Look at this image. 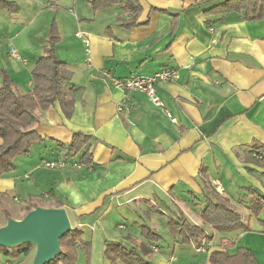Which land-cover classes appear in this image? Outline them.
<instances>
[{
	"label": "crops",
	"instance_id": "1",
	"mask_svg": "<svg viewBox=\"0 0 264 264\" xmlns=\"http://www.w3.org/2000/svg\"><path fill=\"white\" fill-rule=\"evenodd\" d=\"M11 1H19V13L0 17V62L7 66L0 71L28 92L31 71L54 30L60 37L56 54L68 62L69 95L36 111L34 128L44 140L15 159V171L0 177V199L19 203L16 214L8 205L3 210L21 218L26 207L64 202L78 228L108 219L126 233L104 241L140 245L153 256L152 264H211V252L225 238L236 243L231 253L243 246L264 264V19L204 15L217 0H123L103 9H95L92 0ZM12 46L35 62L14 58ZM163 69L179 72L177 79L156 84L164 108L143 92L116 87L107 75L126 79ZM76 132L90 136L92 165L80 164L82 153L69 155L60 146L70 144ZM205 195L227 199L252 230L204 227L212 238L190 245L170 235L169 252L136 230L157 206L174 213L170 201L195 223L194 203ZM114 210L125 223L112 221Z\"/></svg>",
	"mask_w": 264,
	"mask_h": 264
},
{
	"label": "trees",
	"instance_id": "2",
	"mask_svg": "<svg viewBox=\"0 0 264 264\" xmlns=\"http://www.w3.org/2000/svg\"><path fill=\"white\" fill-rule=\"evenodd\" d=\"M121 2L123 0H92L91 4L95 9H103ZM128 2L130 3L129 0ZM1 9L14 12L19 10V5L16 1L0 0ZM133 9L138 16L141 6L136 3ZM203 14L209 18L216 15L225 17L234 15L248 21L260 20L264 19V0H217L215 4L205 9ZM208 22L210 23V21ZM59 40L60 37L53 30L45 54L36 60L31 71L32 88L28 92H20L9 73L5 69L1 70L3 81L0 86V138L2 139L0 177L15 171L17 169L15 159L21 155L29 154L35 143L44 140L34 128L39 120L36 111L38 109L47 110L57 100L63 101L69 95L66 92L69 79L68 62L59 59L56 54V45ZM89 142V135L76 132L70 144L60 143V146L69 155L82 153L80 164L92 165L94 163L93 154ZM239 202L242 203L244 200L241 199ZM64 205H66L64 202L59 204L61 207ZM67 206L69 205L67 204ZM31 209L32 207L29 206L24 210ZM261 210H263L262 206L255 209L256 216ZM193 211L196 212L204 225L211 226L221 233L252 230L250 224L243 220L242 213L227 199L218 196L212 198L205 195V200L194 203ZM174 215L169 219L167 225L170 234L177 238L181 244L190 245L192 242L200 243L204 238H212L202 225L194 223L181 209L174 211ZM8 216L10 213L4 211V221L0 222V226L6 222ZM261 223L264 225V220H261ZM141 228L142 236L150 245L157 244L163 239L149 224H144ZM83 235L84 231L75 226L72 231L64 234L61 238V253L47 264H77L79 248H83L85 251L87 257L85 264H90L92 243L84 239ZM105 243L104 257L111 264H152L143 253L147 252L146 249L139 251L137 245L127 246L122 241H105ZM235 246L234 240L223 239L219 248L210 254L211 264H257L255 256L249 248L240 246L237 247L235 253H231L230 249ZM32 248L33 245L30 243L14 247L0 246V254H6L22 261Z\"/></svg>",
	"mask_w": 264,
	"mask_h": 264
},
{
	"label": "rangeland",
	"instance_id": "3",
	"mask_svg": "<svg viewBox=\"0 0 264 264\" xmlns=\"http://www.w3.org/2000/svg\"><path fill=\"white\" fill-rule=\"evenodd\" d=\"M17 3H19V1H17ZM10 11L6 10V9H1L0 10V17L1 16H4V15H7ZM19 13V10L18 11H14L12 12V14H17ZM41 23V19L38 21V24ZM38 24H35L30 28L29 32L27 31L26 34H28V36H30L31 34L34 33V31L37 29V26ZM8 26V24L6 25ZM1 27V25H0ZM45 39L47 38L48 36V32L45 31V29L43 30L42 29V33H41ZM16 43V42H15ZM28 58V61L30 64H33L35 62L34 58L32 57H29V55H26ZM5 63H2L0 62V67H4V68H7V66H4ZM2 81H3V78H2V74H1V71H0V86L2 85ZM257 154V153H256ZM260 156V155H259ZM238 182H239V186L240 185H243L244 184V181L239 178L238 179ZM171 202V207H172V211H176V208H174V204L172 201ZM44 203L48 204L49 202L46 200L44 201ZM19 203H16V202H12V203H9L8 202H4L3 199H0V222H3L4 221V210L3 208L4 207H7V205L9 206V209L11 210V212L13 214H16V208H17V205ZM153 206L155 204V206H157L156 202L153 201ZM160 211H155V212H151L150 215H148L147 213L143 215V219L144 221L153 226L154 227V231L156 233H158L159 235L161 236H164L165 240L164 241H160L158 242L159 245L163 246L168 252L169 251H172L173 247H170L169 244H170V237L172 236L169 232V227H168V221L169 219L173 218L175 215L174 213H166L164 214V211L167 212L166 210H163L161 207L157 206ZM182 207L185 209V211L189 214V215H192L194 217V214H193V211H191L188 207L182 205ZM157 208V209H158ZM131 210L128 208V211ZM116 210L113 211V222L114 220L115 221H120L121 218L123 219L121 222H124L125 223V218L121 215L118 214V212H115ZM70 218L73 219L74 221V218L72 216V214H70ZM245 216V215H244ZM245 218V217H244ZM195 219V223L199 224V225H202L203 227H205V229L209 232L211 231V228L207 225H204L203 222L201 221V219L199 217H194ZM86 220V219H85ZM105 221L102 223H100V225L98 226L97 223H94V225H88L87 227H82L81 229L84 231V239H86L87 241H91L92 243V251H91V258L89 260L90 264H111L105 257H104V251H105V248H106V243L104 241V239L106 237L108 238H111L119 233L121 234H125L126 233V230H118L115 225L111 222L109 223V220L108 219H104ZM75 223V222H74ZM154 225H156L157 227H155ZM165 225V226H164ZM72 226L74 227H77L75 224L72 223ZM102 227V228H101ZM136 230L140 233L142 228H136ZM142 235V234H140ZM171 235V236H170ZM218 235H221V234H218ZM141 237V236H140ZM188 248V247H187ZM35 247L33 246L31 252L25 256L22 261H18L16 260L15 258H12L6 254H0V264H32L33 262V258H34V255H35ZM79 256H78V260H77V264H85L86 261H87V257L85 255V251L83 248H79ZM142 248L140 247L139 245V251H141ZM145 257L147 258V260H152L153 259V256L152 255H149V254H146L145 252H143ZM150 260V261H151Z\"/></svg>",
	"mask_w": 264,
	"mask_h": 264
},
{
	"label": "water",
	"instance_id": "4",
	"mask_svg": "<svg viewBox=\"0 0 264 264\" xmlns=\"http://www.w3.org/2000/svg\"><path fill=\"white\" fill-rule=\"evenodd\" d=\"M72 230L65 207L38 205L21 218L7 217L0 226V246L30 243L36 249L32 264H47L61 253V238Z\"/></svg>",
	"mask_w": 264,
	"mask_h": 264
},
{
	"label": "built area",
	"instance_id": "5",
	"mask_svg": "<svg viewBox=\"0 0 264 264\" xmlns=\"http://www.w3.org/2000/svg\"><path fill=\"white\" fill-rule=\"evenodd\" d=\"M77 36H80L83 38V40L86 42V44H89V40L87 37L84 36L83 33L79 32L77 33ZM11 55L16 58L21 60L24 63H27V59L22 57L18 50L12 46L11 47ZM107 75L110 77L112 83L116 87H121L124 89H127L129 91H139L147 94L149 97L150 101L155 104L157 107L164 108V103L160 96L157 94L156 91V84L158 81H168V80H174L179 77V72L174 69H163L161 71H157L153 73L152 75H139V76H133L130 78L126 79H117L115 77H112L109 73ZM166 111V110H165ZM167 112V115L171 117V114ZM172 120H176L173 118ZM255 156H258V154H255ZM65 163H56V162H48L46 163L47 166H62ZM220 188V186H218Z\"/></svg>",
	"mask_w": 264,
	"mask_h": 264
}]
</instances>
